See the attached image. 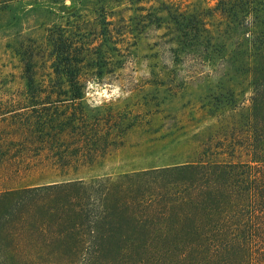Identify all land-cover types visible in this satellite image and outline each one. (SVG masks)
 <instances>
[{"label": "trees", "instance_id": "obj_1", "mask_svg": "<svg viewBox=\"0 0 264 264\" xmlns=\"http://www.w3.org/2000/svg\"><path fill=\"white\" fill-rule=\"evenodd\" d=\"M212 2L232 35L223 67L241 64L252 96L183 106L174 124L165 110L86 102L127 63L124 17L73 15L35 42L26 87L0 96V264H264V0ZM188 40L181 52L211 46ZM41 58L51 71H36ZM126 149L159 161L111 172Z\"/></svg>", "mask_w": 264, "mask_h": 264}, {"label": "rangeland", "instance_id": "obj_2", "mask_svg": "<svg viewBox=\"0 0 264 264\" xmlns=\"http://www.w3.org/2000/svg\"><path fill=\"white\" fill-rule=\"evenodd\" d=\"M212 7V0H23L12 3L0 10V96L26 87L23 77L28 51L35 42L45 41L48 28L73 15L99 20L102 12H111L108 21L117 23L124 17L130 26V54L124 68L120 67L122 64L108 67V71L116 72L102 83H90L85 96L92 107L118 103L136 105L142 111L165 110L167 117L162 123L174 124L183 106H206L215 110L220 104L218 100L223 99L221 95H233L238 103H249L251 78L240 71L241 64L232 60L223 67L220 51L232 35L224 19L210 14ZM188 39L205 44L209 41L211 46L208 50L203 46L202 52L193 54L181 52L180 49L188 52V48L182 47ZM46 60H37L36 71H51ZM191 117L192 123L204 124L201 116L193 114ZM142 138L141 133H134L132 143ZM163 151L165 148L161 145L153 152L163 154ZM145 152L126 149L116 153L109 165L111 172L134 170L159 161V158H147Z\"/></svg>", "mask_w": 264, "mask_h": 264}]
</instances>
